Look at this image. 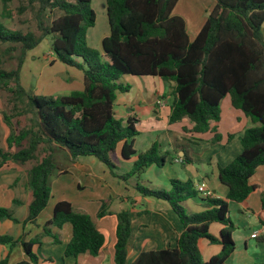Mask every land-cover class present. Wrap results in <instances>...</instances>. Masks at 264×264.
Listing matches in <instances>:
<instances>
[{
	"label": "trees",
	"instance_id": "trees-1",
	"mask_svg": "<svg viewBox=\"0 0 264 264\" xmlns=\"http://www.w3.org/2000/svg\"><path fill=\"white\" fill-rule=\"evenodd\" d=\"M12 1L0 0L2 18L12 16ZM19 1L17 13L30 11L40 33H23L0 21V93L8 92V102L12 104V113L1 115L7 129L5 147H0V171L9 161L25 163L38 158L39 144H44L42 151L47 152L28 171L31 201L22 223L33 222L47 205L49 180L57 169L55 148L73 162L80 156H93L107 166L111 175L126 183L147 167L167 161V153L161 151L157 141L137 152L134 140L140 120L133 116L123 122L113 109L117 94L130 90V85L121 81L123 75L157 76L173 83L170 124L186 118L191 123V134L212 132V141L219 142L220 103L228 96L230 105L254 125L240 135L241 153L225 166H218V180L227 188L226 196H203L204 209L185 212L182 206L196 195L191 181L174 179L169 189L134 185L143 196L166 201L179 218L182 231L174 247L142 250L130 264H227L235 250L229 202L246 203L256 188L250 179L264 164V0H215L192 39L185 20L173 14L179 0H104L109 34L102 39V52L87 43V30L96 20L92 0ZM45 11L59 14L47 24ZM47 35H51L50 50L55 59L81 71V90L53 98L30 93L21 84L20 69L26 52ZM5 57L14 59L16 64L7 69ZM26 114H30L29 125L19 127V121L13 118ZM226 138L229 140L232 135ZM13 146L19 149L12 153ZM114 155L124 162L131 161L130 168L118 173ZM60 172L65 173L66 169ZM260 207L264 211V196ZM106 213L102 205L98 215ZM129 215L128 209L116 214L113 264L126 261L131 233ZM0 219L18 221L4 207H0ZM258 219L264 225V218ZM213 222L224 225L218 237L209 231ZM65 223L71 225L65 256L99 253L104 244L103 233L89 214L76 210L65 199L56 201L42 233L28 241L2 234L0 244H21L29 260L16 264H38L32 247L45 235L56 240L51 226L61 228ZM202 240L219 243V253L203 261ZM6 262L4 259L0 264Z\"/></svg>",
	"mask_w": 264,
	"mask_h": 264
},
{
	"label": "crops",
	"instance_id": "crops-1",
	"mask_svg": "<svg viewBox=\"0 0 264 264\" xmlns=\"http://www.w3.org/2000/svg\"><path fill=\"white\" fill-rule=\"evenodd\" d=\"M93 1L95 0L91 1V5ZM96 1L100 4L101 10L103 12L102 14L106 16L107 20L105 1ZM97 18L98 16L96 14V20ZM90 28H88V30ZM187 33L189 35L188 29ZM108 34L109 25L106 30H101L97 33L94 46L100 49L99 51L101 52L102 39ZM53 61H55L54 58L52 59L51 64ZM125 78L127 81H125ZM149 78L153 81L154 86L151 96L153 110L151 118L152 122L151 126H149L150 130H154L151 131L153 135L156 133L155 130L157 129H161L160 131L165 133L167 138V147H169L170 150H174L173 152L177 154L173 155L171 160L173 164H179L182 166V168L173 169L167 165L166 161L161 166L151 165L147 167L138 176L131 177L129 181L131 184H134V182L136 184L137 181L134 180L135 177L147 175V173H149L150 176L153 174L161 176L162 178L164 177L166 180L162 184H153L152 181L145 177L143 181L146 187L150 186L149 188L153 187L158 189H169L172 180L175 179L185 181L184 173H186L188 178L186 181L193 180L192 184L196 195L187 199L182 204V206L183 208L190 209V212L200 211L204 209L205 202L201 200L203 196L197 191V184L205 183L207 188L212 191L215 198H224L226 196L227 188L218 180V166H225L235 156L241 153L242 146L240 143V135L245 128L254 124H252L250 119L240 110H230L228 112L230 115L225 120L221 110V118L218 123V131L222 135L221 141L213 142L212 132L191 134L188 131L191 127V123L188 121V119L183 118L182 120L172 124L168 122L172 101L171 91L173 88V83H167L161 80L159 77L151 75H123L121 81L123 83L129 84L130 90L125 93L117 94L113 109L116 105L121 108V110H123V113L118 117L123 122H125L128 117L133 116L140 120L138 126L139 133L137 135L140 134V130L144 128L148 122L147 119H142L136 110H134L135 104L140 106L139 101H142L146 98L148 99V91L147 89L145 90L146 87L144 88L139 80L142 79L144 81V79L147 80ZM142 83L145 84V81ZM165 84H167V86ZM156 88L159 89V91ZM166 88L167 91L165 90ZM70 92L71 91L64 93L63 95L69 94ZM157 100H163L165 102L161 101L163 104H159ZM225 124H228V126H225ZM228 134L232 135V138L229 140L226 138ZM153 138L154 136L151 137V140ZM153 141H155V139ZM153 141H151V143ZM150 145L148 144L147 148ZM143 150L145 149H136L137 152ZM198 150H201V152ZM113 158L114 162L118 163V165H116V171L118 173H123L130 168L131 163L129 165L126 164L127 162L122 161L121 158H119V155H116ZM122 163L124 164L125 168L121 166ZM195 164H199L201 166L200 171L194 167ZM164 169H167L168 173H166ZM65 174L78 175L79 180H77V188L79 190H86L89 187L91 192H93L94 196L92 198L97 204L94 208L90 206L89 200L87 199L76 201L74 206L77 208V210L79 209V211L85 212L91 216L97 228L104 235V244L96 256L89 255L88 253H82L76 257L65 256L64 250L66 244L71 238L69 233L70 230L67 226H65L66 223L61 228L51 226V232L56 235V240L52 235H45L41 238L40 243L32 247L33 253H35L39 258L38 264H113L116 214L123 209H128L130 211L129 216L131 224V233L126 248L127 255L125 264H130L142 250L174 247L176 245L177 238L182 231V225L179 221V218L166 201L155 199L149 196H143L139 191L136 190L133 184L132 186H129L128 183H123L121 180H119L120 178L111 175L107 166L93 156H80L71 168H68L65 173L60 172L57 176ZM169 175L172 177H169ZM104 181L105 185H102V182ZM250 181L256 186V188L250 193L245 204L238 203V212L241 213L245 211V213L252 212V214H256L254 209L259 208L261 210L260 200L261 197L264 196V164L257 167ZM9 183L11 185V182ZM222 186L224 188H222ZM15 189L18 191L19 195L23 197V199L28 201V204L25 205L21 211L20 208H18L16 212L11 210L13 216L17 218V222L11 219H0V235L9 234L15 239L18 238L28 241L30 238L34 237L36 232L39 230L43 231L42 227L40 226L41 219L44 217L45 221L49 220L52 217L53 207L50 212H46V208L43 209L33 222L28 221L26 223H22V221L28 215V205L31 201V191L28 188L27 193L23 196L20 194V191L17 187H15ZM218 192L220 195H216ZM127 198H131L133 201L129 203ZM102 205L105 206L107 213L105 215L99 216L98 212ZM259 216L264 218V211H261V214L257 215L255 220H252L248 223L252 228L247 235H243L242 233L235 235V232L240 230L238 224L235 225V230L232 231V237L235 242V250L238 249V244H242L244 249L247 250L249 238L258 239L260 242L264 241V234H260L255 238L251 237L252 232L259 230L261 226L258 219ZM210 225L209 231L213 225V232H215L216 235H213L212 233L211 234L215 237L219 236L224 225L217 222H213ZM210 243L211 242L208 240H202L201 257L203 260H208L210 257L220 251L219 243L215 242L219 247H210ZM239 245L238 247H240ZM234 252L231 254V256L234 255ZM255 254H257V252ZM231 256L228 258V260L231 258ZM4 259L7 260L6 264H16L20 261L29 260L20 243H16L13 246L0 244V261ZM258 262H264V258L263 260H260L259 257H255L253 262L251 260L235 261L233 264H253Z\"/></svg>",
	"mask_w": 264,
	"mask_h": 264
},
{
	"label": "rangeland",
	"instance_id": "rangeland-1",
	"mask_svg": "<svg viewBox=\"0 0 264 264\" xmlns=\"http://www.w3.org/2000/svg\"><path fill=\"white\" fill-rule=\"evenodd\" d=\"M20 1L19 0H13L10 4V9L12 10V16L10 18H2L1 17V3H0V21L7 27L13 30H18L23 33L31 31L36 34H39L40 31L37 29V24L35 20L32 18V14L30 11H25L23 13H17V7L19 6ZM215 5V0H179L176 4L173 14L180 15L184 20L186 24V28L188 29L190 38H193L196 34V32L199 30L201 25L206 20L209 12L212 10V8ZM92 8L96 12L98 18L96 20V24L94 27L90 28L87 32V43L89 46L100 50L94 46V42L97 38V33L101 30H106L108 27V23L106 20V16L102 14L101 6L100 4L95 0L92 2ZM59 14L58 11L44 12V22L50 23V21L56 17ZM51 45V35H47L43 40L33 49L26 52L25 58L23 60L21 69H20V82L21 84L26 87V89L35 95L38 96H48L56 98L58 96L63 95L64 93H67L69 91H75V90H81L82 89V73L79 70L70 68L69 66L65 65L61 61H58L55 59V55L50 50ZM0 47H3V45H0ZM52 53V54H51ZM55 59L53 63L51 64L52 59ZM4 60V66L7 69H10L13 67L16 62L12 58H3ZM130 78V77H127ZM125 81L127 79L125 78ZM145 90L148 91V99H143L142 101H139L140 106L137 104L134 105V110L141 116L142 119H147V123L144 128L140 130V134L135 137V149H146L148 144L150 145L151 141L155 139L160 144V149L162 152L167 153V165L173 169H181L182 166L179 164H176L172 162L171 158L173 155H177L174 153V150H170L169 147H167V138L164 132L160 131L161 129L155 130V134L150 130L151 126V118H152V110L153 105L151 103V96H152V90L154 89L153 81L149 79H144L145 84L142 79L139 80ZM129 82V80H128ZM168 83V82H167ZM167 86V84H165ZM157 89V88H156ZM159 91V89H157ZM167 91V88L165 89ZM132 95V94H131ZM146 97V95H145ZM9 99V93L6 91H2L0 93V147H5V137H6V126L4 125L1 115L2 112H6L8 114L12 113V104L8 102ZM160 100V99H159ZM163 101V100H161ZM158 102V100H157ZM165 102V101H163ZM115 115L118 118L119 115L123 113V110L115 105ZM220 109L222 110L223 117L226 118L230 115L228 113L230 110H236L230 105L229 97L226 96L223 98V100L220 103ZM29 117L30 114L26 115H18L13 118V120H18L20 126L29 125ZM119 119V118H118ZM225 126H228V124H225ZM154 138L151 140V137ZM45 147L44 144L38 145V152L37 157L34 160L26 161L25 163L20 162H12L9 161L7 166L4 167L0 171V207H4L9 210H13L14 212L17 211L18 208H20V211L22 208L28 204V201L26 199H23L22 196L19 195L18 191L15 189L17 187L20 191L21 195H25L27 193V190L29 188L28 186V171L31 168L33 164H35L38 160H40L45 153L43 152L42 148ZM19 148L16 146H13L10 151L13 153L17 151ZM201 152V150H198ZM116 156V155H114ZM53 159L54 163L57 166V169L55 170L54 174H52V178L49 180V187H50V197L47 202V206L44 208L46 212H50L53 205L58 201L59 199H65L68 201H71L73 203V207L77 210V208L74 206L76 201L87 199L89 200L90 206L95 207L96 201L92 198L93 192H91L90 188L88 187L86 190H79L77 188V180H79V176L75 174H65V175H59L60 170L71 168L73 164L77 161H71L67 154L65 152L60 151L58 148H55L53 151ZM114 159V158H113ZM131 161H128L126 164H130ZM118 165V163H115ZM121 166L125 168L124 164L122 163ZM199 171L201 170V166L199 164H195V166ZM157 170V169H155ZM166 173H168L167 169H164ZM185 174L184 180H188L187 174ZM138 176V175H137ZM149 179L152 181L153 184H162L165 182V178L157 175L147 173V175H141L139 177H135L134 180L137 181V183L145 186V183L143 181L144 178ZM169 177H172L169 175ZM121 180L123 183H126L124 180ZM129 180V179H128ZM11 182V185L9 182ZM4 182V183H2ZM193 182V180H191ZM129 186H132L130 181H127ZM102 185H105V181L102 182ZM135 185V182L133 186ZM150 187V186H149ZM157 187V186H154ZM106 188V187H104ZM222 188H224L222 186ZM152 189H158L153 188ZM192 189H194L192 184ZM216 195H220L219 192ZM91 200V202H90ZM127 201L132 202L133 200L131 198H127ZM238 203L235 201L229 202V216L230 220L234 225L233 231L235 230V225L238 224L240 227V230L235 232V235H238L239 233H242L243 235H247L251 228L249 226V222L252 220H255L257 218V215L261 214V210L259 208L254 209L256 214H252V212L245 213L238 212ZM99 207V206H98ZM99 209V208H98ZM79 210V209H78ZM185 212H190V209L184 208ZM46 221L44 220V217L41 219L40 226L43 229L44 223ZM65 226H67L70 230L71 235V225L69 223H66ZM211 226V225H210ZM41 229V228H40ZM213 225L210 228V233L213 235L216 233L213 232ZM42 233V230H39L35 233L34 236ZM218 237V236H217ZM31 239V238H30ZM248 249L245 250L244 246L241 244L238 247L237 250H235L234 255L231 256V258L226 262L227 264H233L235 261H247L251 260L252 262L255 260V257H259L260 260H263L264 258V241L260 242L258 239H248ZM242 242V241H241ZM210 247L218 246L215 242H211ZM219 247V246H218ZM207 250V249H206ZM257 252V254H255ZM219 253V252H218ZM261 253V254H259ZM203 260V258H201ZM206 261V260H203Z\"/></svg>",
	"mask_w": 264,
	"mask_h": 264
},
{
	"label": "built area",
	"instance_id": "built-area-1",
	"mask_svg": "<svg viewBox=\"0 0 264 264\" xmlns=\"http://www.w3.org/2000/svg\"><path fill=\"white\" fill-rule=\"evenodd\" d=\"M159 104H163L161 101L158 100ZM197 191L204 197L213 196L212 191L207 188L205 183L197 184ZM260 234H264V225H261L259 230L252 232L251 237L255 238Z\"/></svg>",
	"mask_w": 264,
	"mask_h": 264
}]
</instances>
